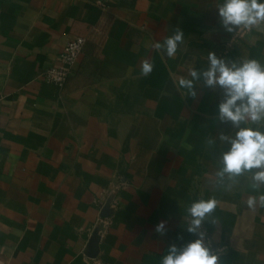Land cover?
Here are the masks:
<instances>
[{"label":"crops","instance_id":"1","mask_svg":"<svg viewBox=\"0 0 264 264\" xmlns=\"http://www.w3.org/2000/svg\"><path fill=\"white\" fill-rule=\"evenodd\" d=\"M107 1L0 0V264H160L170 244L196 239L187 208L212 198L200 231L218 264H264V208L247 206L264 187L216 175L230 148L219 137L236 132L218 119L222 90L200 80L193 98L176 83L209 52L264 64V32L227 33L223 0ZM176 27L184 43L169 58L152 44ZM76 37L86 41L71 76L46 82Z\"/></svg>","mask_w":264,"mask_h":264},{"label":"clouds","instance_id":"2","mask_svg":"<svg viewBox=\"0 0 264 264\" xmlns=\"http://www.w3.org/2000/svg\"><path fill=\"white\" fill-rule=\"evenodd\" d=\"M222 28L227 33H235L241 29L264 32V0H223L217 6ZM185 34L176 27L173 33L163 42H155L152 47L163 52L169 58H174L184 43ZM206 69L197 70L190 67L188 77H179V89H187L191 97L196 96L195 84L203 80L204 86L220 88L223 99L218 105V119L229 123L236 129L234 136L223 135L221 141L230 145L228 151L220 156L222 165L216 173L220 180L225 176L233 183L245 173H250L252 188L259 190L264 187V132L254 125L264 126V64L255 59H245L240 62H229L217 57L214 52L207 56ZM154 69V63L144 59L140 64L142 76H149ZM209 144L213 141L209 140ZM257 205L264 208V195L258 198L250 196L247 206L253 211ZM217 207V201L212 198L193 202L187 213L191 217L187 232L196 239L181 247L170 244L162 256L160 264H218L219 257L205 243V233L200 231L201 225L208 220ZM155 232L163 237L166 235V223L159 222Z\"/></svg>","mask_w":264,"mask_h":264},{"label":"built area","instance_id":"3","mask_svg":"<svg viewBox=\"0 0 264 264\" xmlns=\"http://www.w3.org/2000/svg\"><path fill=\"white\" fill-rule=\"evenodd\" d=\"M107 2V0H96V4L100 8H106ZM85 41L84 37L71 39L58 56V62L45 70L43 74L44 80L59 87L63 86L73 72V66L82 52ZM116 204H114V207ZM100 222L103 225L108 224V220L102 217Z\"/></svg>","mask_w":264,"mask_h":264},{"label":"water","instance_id":"4","mask_svg":"<svg viewBox=\"0 0 264 264\" xmlns=\"http://www.w3.org/2000/svg\"><path fill=\"white\" fill-rule=\"evenodd\" d=\"M111 202H109V207L111 206L110 204ZM103 216H109V213H108V205L104 208V211H103ZM100 239H101V235H100V229L97 228L95 231H94V234L91 238V244H90V252L88 253V255L91 257V258H95L98 254V251H99V242H100Z\"/></svg>","mask_w":264,"mask_h":264}]
</instances>
